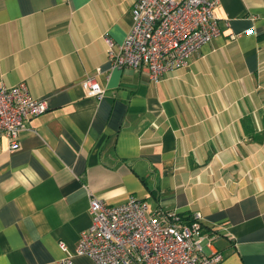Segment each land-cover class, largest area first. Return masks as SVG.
Listing matches in <instances>:
<instances>
[{"label": "crops", "instance_id": "crops-1", "mask_svg": "<svg viewBox=\"0 0 264 264\" xmlns=\"http://www.w3.org/2000/svg\"><path fill=\"white\" fill-rule=\"evenodd\" d=\"M132 2L0 0V83L23 81L47 104L16 149L0 135V264H59L58 241L69 264H94L74 253L88 193L197 213L203 253L264 264V0H218V34L156 82L105 55Z\"/></svg>", "mask_w": 264, "mask_h": 264}, {"label": "built area", "instance_id": "built-area-1", "mask_svg": "<svg viewBox=\"0 0 264 264\" xmlns=\"http://www.w3.org/2000/svg\"><path fill=\"white\" fill-rule=\"evenodd\" d=\"M218 0H133L131 25L122 41L115 44L103 36L105 55L111 67L135 69L143 65L156 82L169 70L186 65L187 57L218 34L213 9ZM231 38L234 35H230ZM80 86L88 96H100L102 88L93 77L84 76ZM47 109L43 99L30 96L23 81L7 86L0 83V135L9 150L18 146L25 123ZM88 226L80 231L74 253L94 264H218L217 250L203 253L211 236L201 231L200 216L187 221L174 211H147L145 202L128 195L118 204H105L88 193ZM65 252L59 264H69ZM67 251V252H66Z\"/></svg>", "mask_w": 264, "mask_h": 264}, {"label": "trees", "instance_id": "trees-1", "mask_svg": "<svg viewBox=\"0 0 264 264\" xmlns=\"http://www.w3.org/2000/svg\"><path fill=\"white\" fill-rule=\"evenodd\" d=\"M179 216V219L180 220H183V221H187L190 217H191V214L190 215H180V214H177ZM200 226H201V230L203 229L202 228V223H200Z\"/></svg>", "mask_w": 264, "mask_h": 264}]
</instances>
